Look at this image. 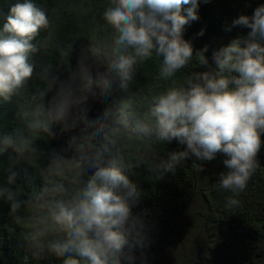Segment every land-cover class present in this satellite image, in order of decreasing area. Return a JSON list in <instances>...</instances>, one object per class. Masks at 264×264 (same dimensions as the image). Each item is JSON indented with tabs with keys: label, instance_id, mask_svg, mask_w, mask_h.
Here are the masks:
<instances>
[{
	"label": "clouds",
	"instance_id": "1",
	"mask_svg": "<svg viewBox=\"0 0 264 264\" xmlns=\"http://www.w3.org/2000/svg\"><path fill=\"white\" fill-rule=\"evenodd\" d=\"M184 5H189L186 15L181 14ZM198 7L199 0H107L88 38L93 57H82L69 79L57 85L49 79L50 66L36 72L31 59L47 51L52 40L48 12L34 0L11 5L0 28V99L21 98L17 118L23 126L0 135V154L11 149L36 167L42 183L23 200L11 187H0V198L10 203L15 223L26 226L23 238L33 259L47 250L65 257L63 264H123L125 259L134 264L133 252L144 247L146 236L143 219L132 212L141 192L129 174L141 165L163 175L174 173L190 155L211 161L223 153L228 171L220 174V187L234 193L246 188L264 133V5L251 18L241 15L233 21L250 31L246 39L213 51V70L180 78L177 74L193 60L184 27L198 19ZM42 32L46 35L38 40ZM104 33L107 38L101 39ZM206 51L207 46L197 53L199 65L208 64ZM68 54L60 49L62 58ZM153 57L159 60L161 90L87 118L81 106L97 90L111 96L117 82L126 87ZM34 79L42 86L26 92ZM54 86L55 94L45 103ZM54 125L76 134L41 167L34 141L52 135ZM174 140L185 150L162 158L157 146ZM89 169H94L90 175ZM7 172L11 186L17 174L11 168Z\"/></svg>",
	"mask_w": 264,
	"mask_h": 264
},
{
	"label": "trees",
	"instance_id": "2",
	"mask_svg": "<svg viewBox=\"0 0 264 264\" xmlns=\"http://www.w3.org/2000/svg\"><path fill=\"white\" fill-rule=\"evenodd\" d=\"M16 2L0 0V28L6 22L11 5ZM34 2L44 8L53 21V37L47 51L42 50L31 59L36 72L45 65L50 66L49 79L58 85L77 70L82 57H93L94 45L89 40L93 28L97 27L93 18L100 19L107 0ZM260 5H264V0H199L198 19L185 25L183 32V38L193 47V60L177 76L182 78L183 74L192 71L213 70V51L233 40L246 39L250 31L233 25V21L241 15L251 18ZM187 7L189 5L182 7V15L187 14ZM45 35L42 32L38 40ZM100 38L106 39L107 33ZM206 46L204 55L208 64L199 65L196 55ZM61 48L69 52L66 59L60 56ZM140 67L126 82V87L117 82L111 96L101 95L97 90V96L81 106L87 118L97 119L107 107L135 95H151L161 90V82L156 79L159 60L153 57ZM36 86H42V82L38 79L29 81L26 92L33 91ZM55 91L54 86L45 103ZM21 102L20 97H13L8 102L0 99V135L12 134L17 127L23 126L17 118ZM75 134V131L64 132L60 125H54L52 135L38 137L34 141L37 164L43 167L53 152H63ZM185 148L186 145L174 140L157 146V151L166 159L169 152ZM110 158L106 156V159ZM226 158L223 153H217L211 161L190 155L174 173L161 175L147 165H141L129 174V179L141 192L132 212L143 219L146 236L144 247H137L133 252L134 264H264V133L256 156L258 166L243 191L234 193L220 187V174L228 171L223 163ZM9 168L17 174L11 186L7 184ZM87 171L90 175L94 169ZM41 183L36 167L11 149L0 154V187H11L13 192H18L16 199H26L33 189H39ZM230 198L238 203L229 205ZM26 230V226L17 225L10 215L8 200L0 198V264H63L65 257H57L47 250L40 258L33 259L23 238ZM123 264L129 262L125 259Z\"/></svg>",
	"mask_w": 264,
	"mask_h": 264
}]
</instances>
